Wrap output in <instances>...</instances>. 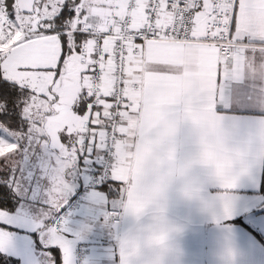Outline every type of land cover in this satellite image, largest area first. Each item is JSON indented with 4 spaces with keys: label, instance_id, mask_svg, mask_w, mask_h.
Instances as JSON below:
<instances>
[{
    "label": "snow or ice",
    "instance_id": "snow-or-ice-1",
    "mask_svg": "<svg viewBox=\"0 0 264 264\" xmlns=\"http://www.w3.org/2000/svg\"><path fill=\"white\" fill-rule=\"evenodd\" d=\"M200 73L216 112L264 124V0H0V264H125L134 97ZM211 199L264 244V160Z\"/></svg>",
    "mask_w": 264,
    "mask_h": 264
},
{
    "label": "clouds",
    "instance_id": "clouds-1",
    "mask_svg": "<svg viewBox=\"0 0 264 264\" xmlns=\"http://www.w3.org/2000/svg\"><path fill=\"white\" fill-rule=\"evenodd\" d=\"M262 160L264 135L236 139L211 126L196 132L179 158L170 151L155 156L147 150L134 167L131 203L126 199L121 207L116 242L125 264H185L183 241L197 225L212 222L211 194L217 185ZM213 259L234 264L227 240Z\"/></svg>",
    "mask_w": 264,
    "mask_h": 264
},
{
    "label": "crops",
    "instance_id": "crops-1",
    "mask_svg": "<svg viewBox=\"0 0 264 264\" xmlns=\"http://www.w3.org/2000/svg\"><path fill=\"white\" fill-rule=\"evenodd\" d=\"M169 55L171 62H182V53ZM134 98L138 106L133 108L130 117L121 169L122 178L129 183L125 193L129 203L134 191V167L143 161L147 150L155 156L170 151L173 158H179L190 149L195 133L209 126L224 130L236 139L264 135V124H246L238 128L230 117L214 110L204 73L181 78L153 77ZM225 223L232 225L231 234L206 222L197 225L186 236L183 241L185 264H215L214 254L225 240L234 251V264H264V244L246 230L241 235L238 226L231 221ZM245 223L264 236V225Z\"/></svg>",
    "mask_w": 264,
    "mask_h": 264
},
{
    "label": "built area",
    "instance_id": "built-area-1",
    "mask_svg": "<svg viewBox=\"0 0 264 264\" xmlns=\"http://www.w3.org/2000/svg\"><path fill=\"white\" fill-rule=\"evenodd\" d=\"M139 93H140V92H139ZM139 93H137V94L135 95V97H138ZM137 106H138V101L134 98V107H133V108H136ZM125 183H126V191H127L128 187H129V183H128L127 180H125ZM126 191H125V193H126Z\"/></svg>",
    "mask_w": 264,
    "mask_h": 264
}]
</instances>
